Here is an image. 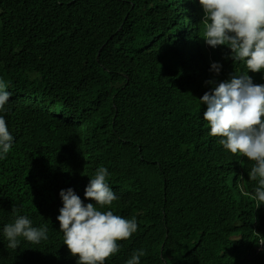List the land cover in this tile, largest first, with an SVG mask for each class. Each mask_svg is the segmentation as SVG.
Returning a JSON list of instances; mask_svg holds the SVG:
<instances>
[{"label":"trees","instance_id":"1","mask_svg":"<svg viewBox=\"0 0 264 264\" xmlns=\"http://www.w3.org/2000/svg\"><path fill=\"white\" fill-rule=\"evenodd\" d=\"M194 2L169 9L167 0H0V79L10 98L41 107L34 116L32 158L19 163L8 152L0 159V264H77L58 237L63 204L52 191L59 170L72 166L77 152L81 158L101 151L111 161L128 158L140 132L158 135L168 125L174 131L172 162L132 178L120 214L119 196L110 206L115 215L135 218L138 229L118 241L119 252L105 264H126L138 250L146 253L140 264H232L234 255L259 245L264 204L255 215L252 207L229 199L237 181L255 194L258 181L248 170L253 162L226 150L221 137L209 135L210 126L196 125L190 103L162 102L150 82L180 58L174 53L182 32L202 24L203 10ZM36 40L45 52L31 49ZM250 73L264 84V70ZM232 75L224 72L226 80ZM164 174L195 187L189 204L166 209L165 219L161 205H176H164L148 189ZM72 190L81 198L77 186ZM13 207L34 227L45 224L40 217L52 220L48 239L32 244L19 238L10 249L3 227L15 219Z\"/></svg>","mask_w":264,"mask_h":264},{"label":"clouds","instance_id":"2","mask_svg":"<svg viewBox=\"0 0 264 264\" xmlns=\"http://www.w3.org/2000/svg\"><path fill=\"white\" fill-rule=\"evenodd\" d=\"M167 1L169 9L196 5L194 0ZM199 5L203 10L202 26H190L187 35L182 32L174 53V57L180 58L171 59L168 70H160L150 82L162 102L190 103L196 125L210 126L209 135L221 137L219 142L226 150L253 162L248 170L250 179L258 181L255 194L248 183L244 186L237 181L232 183L229 199L252 207L256 215L257 208L264 204V84L248 72L264 70V0H199ZM42 45L36 40L31 49L45 52ZM181 58L185 59V67L178 69L176 64ZM226 70L233 74L228 80L224 77ZM28 75L40 77L36 72ZM6 88L7 84L0 79V159L9 152L19 163L28 162L32 158L29 146L34 139V116L41 107H30L23 102L24 98H10ZM151 124L152 128L156 127ZM173 142L170 125L167 129L160 128L158 135L143 130L130 143L134 151L128 158L111 161L101 151L86 154L88 159L81 158L77 152L75 163L59 170L60 177L52 191L60 195L63 204L57 216L61 231L58 237L70 254L78 257L77 264H105L119 252L118 241L128 240L137 232L135 218L115 215L110 206L119 196L122 201L115 211L120 214L125 210L130 180L141 179L144 173L169 165L173 160ZM83 148L93 150L90 145ZM80 149L83 153L81 146ZM158 181L148 183L149 191L159 195L164 205H176H161L164 219L166 209L189 204L187 198L195 193V187L176 176L164 174ZM75 186L81 198L72 190ZM18 211L12 208L15 219L3 227L10 249L19 246V238L32 244L48 239L52 220L40 217L45 224L34 227L29 217L17 215ZM254 221L257 223V218ZM258 244L248 252L234 255L232 264H260L264 238ZM145 255L144 250H138L126 264H140V258Z\"/></svg>","mask_w":264,"mask_h":264},{"label":"rangeland","instance_id":"3","mask_svg":"<svg viewBox=\"0 0 264 264\" xmlns=\"http://www.w3.org/2000/svg\"><path fill=\"white\" fill-rule=\"evenodd\" d=\"M176 67L178 69L184 68L185 67V59L181 58V60L177 62Z\"/></svg>","mask_w":264,"mask_h":264}]
</instances>
